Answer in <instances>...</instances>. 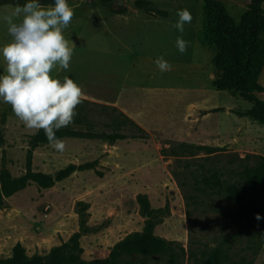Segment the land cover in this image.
I'll list each match as a JSON object with an SVG mask.
<instances>
[{
  "label": "rangeland",
  "instance_id": "1",
  "mask_svg": "<svg viewBox=\"0 0 264 264\" xmlns=\"http://www.w3.org/2000/svg\"><path fill=\"white\" fill-rule=\"evenodd\" d=\"M214 1L238 23L252 0ZM67 2L75 16L64 35L81 40L70 69L80 71L85 101L100 107H77L74 123L63 128L72 135L62 138L63 154L49 144L33 152L34 172L55 175L71 165L76 170L52 188L33 183L7 200L0 209V259L10 258L18 243L29 257L48 256L57 247L71 251L72 238L80 234V258L101 260L151 223L152 234L165 240L169 250L127 257L132 264H214V251L220 254L219 264H264V219L250 202L230 192L241 169L239 159L247 157L249 165H256L264 157V124L243 115L253 104L214 84L216 50L203 42L205 0ZM261 6L264 10V0ZM14 8L0 7V47L12 40L2 17ZM184 9L193 19L181 34L172 24ZM178 36L189 42L184 54L176 46ZM161 56L171 71L158 69L155 60ZM5 67L0 56V75ZM53 75L76 82L71 70ZM259 82L264 87V71ZM128 85L140 96L144 119L154 132L121 116L128 117L115 105V91L127 92ZM258 97L264 100V92ZM204 99L209 110L192 105ZM0 130L5 139L0 171L24 175L37 133L27 130L3 101ZM110 135L122 139L99 138ZM183 143L207 148L187 152ZM79 202L86 207L87 230L81 226Z\"/></svg>",
  "mask_w": 264,
  "mask_h": 264
},
{
  "label": "trees",
  "instance_id": "2",
  "mask_svg": "<svg viewBox=\"0 0 264 264\" xmlns=\"http://www.w3.org/2000/svg\"><path fill=\"white\" fill-rule=\"evenodd\" d=\"M28 0H0V7L4 5L23 6ZM45 6L54 4V1L39 0ZM262 0H252L249 9L237 23L228 13L226 7L214 0H205L204 3V28L203 42L205 45L214 47L216 56L214 67L216 69V88L221 91H231L240 95L245 101L253 104V107L243 115L264 124V100L258 95L264 92V87L259 80L264 71V10L261 6ZM80 110H94L93 107H100L84 101ZM106 108V107H104ZM113 112H118L115 108ZM121 116L133 126H137L129 117L120 113ZM75 122H83L78 117ZM137 128H139L137 126ZM140 129V128H139ZM57 138L72 136L63 128L56 132ZM114 142L122 139L119 135L99 137ZM5 144L4 136L0 130V147ZM27 157V172L19 177H14L5 168L0 171V209L4 208L7 200L18 192L35 183L41 189H49L57 182L68 178L76 167L71 165L60 170L55 175H46L32 170L33 152L39 146L49 144L45 133L40 130L31 140ZM181 147L187 151L204 150V145L183 143ZM174 154L176 151H172ZM241 169L236 172L237 181L230 188V192L236 194L242 201L250 202L261 219H264V157H261L256 165H249L248 158L239 159ZM218 179L216 175L214 177ZM146 207V198L141 199ZM81 214L82 229L87 230L84 203H78ZM153 226L148 223L145 231L135 232L118 242L105 259L86 262L77 254L80 253L79 237L76 234L72 238L73 247L66 251L64 247H57L45 257H29L25 247L18 243L13 248L10 258L0 259V264H132L126 258L134 255L152 257L162 255L169 250L168 243L152 234ZM212 261L219 264L221 261L218 251L213 252Z\"/></svg>",
  "mask_w": 264,
  "mask_h": 264
},
{
  "label": "clouds",
  "instance_id": "3",
  "mask_svg": "<svg viewBox=\"0 0 264 264\" xmlns=\"http://www.w3.org/2000/svg\"><path fill=\"white\" fill-rule=\"evenodd\" d=\"M75 16L67 0H54L47 6L39 0H28L16 5L10 15L2 17L10 43L0 47L6 65L0 75V101L11 106L14 115L32 134L43 130L49 146L63 154L66 143L56 132L74 123L76 109L88 99L82 86L54 72L70 70L76 45L64 35ZM178 20L172 27L181 34L184 25L193 17L187 10L177 12ZM189 42L178 36L176 46L181 54ZM161 72L172 70L162 56L155 60ZM259 219V216H257Z\"/></svg>",
  "mask_w": 264,
  "mask_h": 264
},
{
  "label": "crops",
  "instance_id": "4",
  "mask_svg": "<svg viewBox=\"0 0 264 264\" xmlns=\"http://www.w3.org/2000/svg\"><path fill=\"white\" fill-rule=\"evenodd\" d=\"M66 34V33H64ZM84 33L82 32V38H84ZM78 39V36H77ZM75 40L73 41L74 44L78 45V43H80L81 40ZM76 49V48H75ZM73 73H75V77H76V83L78 85H80L81 83V79H80V74H79V70L76 71L73 68L70 69ZM130 85H128V90L127 92L124 89H119L117 88V90L115 91V93L117 94L116 97V102L115 105L118 106L121 110H123L130 119H132L134 122H136L138 125L142 126V128H144L145 130H147L148 132L152 133L153 128H151L150 123L144 119V112L142 111V108L140 106L139 103H141V98L140 96L135 97L134 96V87H131V89L129 88ZM205 98V96H204ZM209 104V101H207V99L205 100H201V101H196L193 102L192 105H194V107L199 108L201 111H206L209 110L207 107ZM142 105V104H141Z\"/></svg>",
  "mask_w": 264,
  "mask_h": 264
}]
</instances>
